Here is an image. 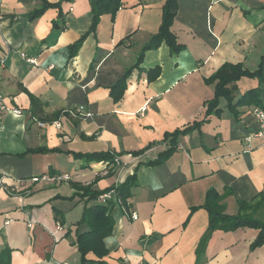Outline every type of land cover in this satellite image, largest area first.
<instances>
[{
	"label": "crops",
	"instance_id": "1",
	"mask_svg": "<svg viewBox=\"0 0 264 264\" xmlns=\"http://www.w3.org/2000/svg\"><path fill=\"white\" fill-rule=\"evenodd\" d=\"M44 1L61 4L65 27L55 24L59 9L30 19ZM165 3L122 0L114 19L103 16L91 31V0H0V95L22 111L0 115V178L24 180L31 191L9 196L0 186V250H13L12 264H82L75 239L90 228L78 223L98 205L112 215L113 230L103 241L107 254L89 253V264H264L257 230L209 231L203 208L214 190L225 215L264 223V139L244 142L259 126L254 105L239 103L256 91L264 108V63L262 76L234 84L230 106L224 99L220 112L207 105L216 88L208 80L223 65L260 68L264 0H178L172 31L182 51L163 42L141 59ZM85 35L72 55L69 48ZM120 82L123 88L113 89ZM79 108L92 117L69 114ZM175 132L176 149L151 165ZM106 154L120 164L105 161L102 175L104 165L91 159ZM59 174L71 180L30 182ZM133 176L125 201L114 192L103 204L77 188L109 191Z\"/></svg>",
	"mask_w": 264,
	"mask_h": 264
},
{
	"label": "trees",
	"instance_id": "2",
	"mask_svg": "<svg viewBox=\"0 0 264 264\" xmlns=\"http://www.w3.org/2000/svg\"><path fill=\"white\" fill-rule=\"evenodd\" d=\"M60 3L50 4L46 1L43 2V5L40 9L34 11L31 14L30 19L35 20L41 17L45 11L48 9H59L60 14L58 20L55 22L56 25L62 23V28L65 27V16L61 12ZM122 6V0H91V12H92V27L91 31H96L100 24V20L105 15H110L114 19L118 11ZM178 11V0H166L162 23L158 33L153 37L151 42L142 49L140 58L145 52L158 49L163 42H165L170 48L172 53H179L182 51L183 46L179 44L177 37L172 31L173 23L177 16ZM87 35L83 36L76 44L69 48L70 52L75 54L81 47L82 43L85 41ZM263 62L260 68L252 73L243 69L242 65H231L225 64L223 65L209 80V83H216L215 88V96L209 101L208 110L213 111L218 109L219 102L221 99L227 101L229 106L232 104L233 100V87L234 84L237 83L243 77L256 78L262 76V68ZM156 74H159L158 69L155 71ZM128 75V74H127ZM126 78V77H125ZM123 88L122 83L117 84L113 89H121ZM239 103L241 105H254L260 106L259 99L257 97L256 91H251L248 94L244 95ZM220 112V109L217 110ZM195 128L191 127L190 130ZM189 130L184 131L186 133ZM180 132H175L173 134H167L165 140H170V149L165 152L159 160H157L152 164H158L164 161L167 156L176 149L177 145L176 138L180 135ZM32 153H46L45 149H35L31 151ZM98 160V162L103 161H114V156L110 154L97 156L91 159V161ZM112 161V162H113ZM136 184V177L133 176L128 178L123 184L116 188H112L109 191H91L92 186H84L77 187L79 191L84 192L83 197H89L90 200H98L101 195L104 193L114 191L116 196H119L123 201H125L130 195L131 187ZM223 196L217 193L214 190L208 192L205 204L203 208L208 211L210 215V227L209 231H213L215 229H223L232 231L239 227H250L257 230L258 238L256 240V245H261L264 243V223H260L258 221L251 220L249 218L243 216L237 217H229L225 215V207L222 204ZM247 207L246 204H241L240 210H243ZM113 218L111 214L107 213V207L98 205L95 207H90L85 209L83 213V217L78 225H88L90 228L89 232L78 234L75 239V245L81 254V263L89 264V261L86 260V257L89 253L93 252L99 257L107 254V252L103 251V241L106 237L110 236L113 230ZM13 250L9 247H4L0 250V264H12L11 262V254Z\"/></svg>",
	"mask_w": 264,
	"mask_h": 264
},
{
	"label": "built area",
	"instance_id": "3",
	"mask_svg": "<svg viewBox=\"0 0 264 264\" xmlns=\"http://www.w3.org/2000/svg\"><path fill=\"white\" fill-rule=\"evenodd\" d=\"M3 16L0 13V20H2ZM22 58H24L28 63L34 64L35 60H30L25 58V56L22 54L21 55ZM147 107L143 108V111H146ZM7 112H11L13 114L16 115H22V111L18 110V109H10L7 107L5 100L3 98L2 95H0V115L3 113H7ZM69 114H71L74 117H92V114L90 113H83V109L79 108L73 111H70ZM253 118L256 120L259 129L256 133L246 137L244 139V142L247 143L248 147H251L250 144L252 142L253 139H264V108L259 107V106H254L251 112ZM42 127L45 126V124H40ZM54 125H56L58 128L61 127L60 123L56 122L54 123ZM114 163L116 165L120 164V160L116 157H114ZM99 164L104 165V170L101 171V174H107V167H105L106 162H100ZM71 180V176L69 174H59V175H44V176H36L33 177L31 179V184L32 183H38L40 181H44V182H48V183H52V184H60L64 181H70ZM29 183V182H28ZM0 186L4 188V190L8 193L9 196H14L16 194H24V195H29L31 193V191L29 190V185H27V182L24 180H20L17 181L16 184L14 185H9L5 182V178L2 177L0 178ZM114 194V191H110L107 193H104L103 195H101L99 197V200L103 203V204H107V202L109 200H111L112 195ZM133 218L136 220L137 217L133 216ZM29 227L32 228L33 224L30 222L29 223ZM58 230H62L61 225L58 224L57 226Z\"/></svg>",
	"mask_w": 264,
	"mask_h": 264
}]
</instances>
